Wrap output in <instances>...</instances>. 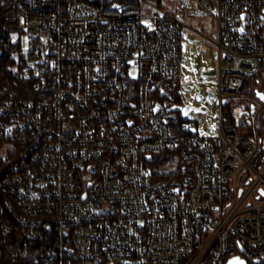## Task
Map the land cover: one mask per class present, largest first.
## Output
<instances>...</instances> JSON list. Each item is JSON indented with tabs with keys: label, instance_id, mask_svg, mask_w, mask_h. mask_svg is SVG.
<instances>
[{
	"label": "built area",
	"instance_id": "2783aa9c",
	"mask_svg": "<svg viewBox=\"0 0 264 264\" xmlns=\"http://www.w3.org/2000/svg\"><path fill=\"white\" fill-rule=\"evenodd\" d=\"M99 1L0 0V43L38 75L34 96L0 98V135L15 142L0 187L40 244L31 264L261 261L264 0ZM190 33L215 48L200 77L214 129L184 115Z\"/></svg>",
	"mask_w": 264,
	"mask_h": 264
},
{
	"label": "trees",
	"instance_id": "16d2710c",
	"mask_svg": "<svg viewBox=\"0 0 264 264\" xmlns=\"http://www.w3.org/2000/svg\"><path fill=\"white\" fill-rule=\"evenodd\" d=\"M116 1L125 4L133 2V0H100L99 3L108 5ZM0 49H3L0 63V98L16 101L21 98L34 96L36 91L32 87V80L35 77L29 69L25 68L23 56L16 54L12 48H8L2 42L0 43ZM263 75V73H260L258 77H264ZM262 128L264 129V124ZM9 143L13 145L15 142L0 135V150ZM168 150L165 149L162 153L158 154L156 165L162 166L168 159H173L174 156L170 155V152L167 153ZM6 172V165L0 168V180ZM155 173L160 177L175 174L173 170L166 171V169L157 170ZM5 193L4 187H0V264H31L40 252V244L31 240H25L21 236V225L14 220L13 214L5 206ZM188 260L189 258H183L152 264H186ZM247 260L249 264H264V259L260 262H256L251 258H247Z\"/></svg>",
	"mask_w": 264,
	"mask_h": 264
},
{
	"label": "rangeland",
	"instance_id": "374dc122",
	"mask_svg": "<svg viewBox=\"0 0 264 264\" xmlns=\"http://www.w3.org/2000/svg\"><path fill=\"white\" fill-rule=\"evenodd\" d=\"M188 45L182 53V71L184 72L183 78V95L188 106L189 117L199 116L201 118V125L203 130H207L206 121L212 122L217 127L218 105L216 102L211 103L208 99V90L212 88V83H203L200 81L201 75L208 76L216 72L217 57L215 48L210 42H203L202 38L190 33L187 36ZM202 44L201 51H198V46ZM24 46H29L27 42ZM34 77H38L37 74ZM186 77H190L189 80H185ZM201 94L202 99H197V95ZM205 108L208 114L205 112L196 111V109ZM7 145L3 146L0 153H5Z\"/></svg>",
	"mask_w": 264,
	"mask_h": 264
},
{
	"label": "water",
	"instance_id": "95a60500",
	"mask_svg": "<svg viewBox=\"0 0 264 264\" xmlns=\"http://www.w3.org/2000/svg\"><path fill=\"white\" fill-rule=\"evenodd\" d=\"M200 50V46H198V51ZM211 97H212V93H210L208 95V99L211 101ZM202 98V95L201 94H198L197 95V99H201ZM256 261H260V259H256ZM226 264H249L248 263V260L245 259L244 257L242 256H233V257H230Z\"/></svg>",
	"mask_w": 264,
	"mask_h": 264
},
{
	"label": "snow or ice",
	"instance_id": "6c2138e0",
	"mask_svg": "<svg viewBox=\"0 0 264 264\" xmlns=\"http://www.w3.org/2000/svg\"><path fill=\"white\" fill-rule=\"evenodd\" d=\"M241 31H243V29H241ZM185 79H187V77H186ZM257 95H260V98H261L262 100H264V95H261V94H259V93H257ZM196 111H200V109H196ZM187 114H188V110L185 109V110H184V115H187ZM212 127H213V129H214V128H215V125H213ZM207 134H208V133L201 132V135H207Z\"/></svg>",
	"mask_w": 264,
	"mask_h": 264
}]
</instances>
